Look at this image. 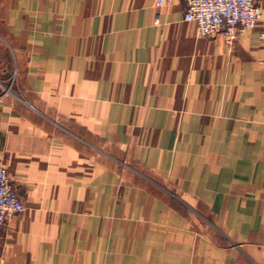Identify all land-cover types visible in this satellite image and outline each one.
Returning <instances> with one entry per match:
<instances>
[{"label":"crops","instance_id":"1","mask_svg":"<svg viewBox=\"0 0 264 264\" xmlns=\"http://www.w3.org/2000/svg\"><path fill=\"white\" fill-rule=\"evenodd\" d=\"M264 21V0H255ZM184 0H0V264H264V46Z\"/></svg>","mask_w":264,"mask_h":264},{"label":"built area","instance_id":"2","mask_svg":"<svg viewBox=\"0 0 264 264\" xmlns=\"http://www.w3.org/2000/svg\"><path fill=\"white\" fill-rule=\"evenodd\" d=\"M173 0H154L156 7ZM186 21L194 22L201 36L221 34L227 44L238 35L259 26L258 40L264 46V21L260 6L255 0H184ZM25 205L13 188L7 172L0 164V230Z\"/></svg>","mask_w":264,"mask_h":264}]
</instances>
